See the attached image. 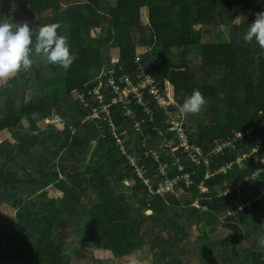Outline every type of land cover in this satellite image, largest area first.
I'll list each match as a JSON object with an SVG mask.
<instances>
[{
  "label": "trees",
  "instance_id": "trees-1",
  "mask_svg": "<svg viewBox=\"0 0 264 264\" xmlns=\"http://www.w3.org/2000/svg\"><path fill=\"white\" fill-rule=\"evenodd\" d=\"M20 7L41 17L43 25L59 23L58 33L68 37L76 59L67 71L38 61L28 72L0 82V133L10 136L0 143V207L5 189L17 188L20 200L13 217L0 212V264H73L64 251L66 232L86 250L106 251L116 259L147 247L163 264H186L187 241L196 230L200 264H264V247L258 244L264 235V194L236 218L225 217L243 198L264 191L262 171L240 193L225 194L263 167L264 148L227 174L217 173L264 145V52L243 38L256 14L264 12V0H0V20L16 23ZM235 14L241 23L232 22ZM113 51L119 58L118 82L128 76L136 84L141 70L151 74L162 90L170 86L171 109H179L194 89L201 91L206 104L189 114L185 126L204 154L250 131L211 157L210 178L205 179L207 168L197 169L182 149L172 156V133L147 93L145 106L135 99L128 105L136 119L124 116L122 104L112 105L108 118H89L100 106L89 93L107 79L101 71L113 67ZM103 89L111 103V92ZM144 109H152L153 116ZM53 111L63 119L61 128L45 123ZM136 121H144L140 131ZM110 123L126 149L141 156L155 187L188 173L190 188L181 182L174 194L150 195L120 155ZM152 152L166 175L159 174ZM202 182L208 193L200 194ZM51 190L55 197L48 196ZM197 198L199 208L192 205ZM241 237L247 245H241ZM92 264L105 263L97 258Z\"/></svg>",
  "mask_w": 264,
  "mask_h": 264
},
{
  "label": "built area",
  "instance_id": "built-area-1",
  "mask_svg": "<svg viewBox=\"0 0 264 264\" xmlns=\"http://www.w3.org/2000/svg\"><path fill=\"white\" fill-rule=\"evenodd\" d=\"M114 57V56H113ZM119 58H113V67H104L101 71V77H106L107 79L96 86L89 94L93 97V100L98 101L99 107L93 109V113L89 118L100 119V115H105L106 118L110 116L111 106L112 105H124V116L136 119L137 114L136 110L129 108L128 105L131 102V99H135L138 104L144 105V93L149 94L155 104L157 105L159 110H161L165 116V123L168 126V131L172 133V138L169 141L168 145L171 147L172 156L174 157L175 151L182 149L183 153L186 154L188 157L187 159L194 163L199 169L202 167H206L208 172L206 173L205 179H208L212 176L210 173V159L212 156L222 153L225 149H230L235 146V143L240 141L244 138V136L248 135L250 131L246 133H236L233 138L228 139L225 142H220L214 147L210 153L204 154L201 147L197 144L193 143L190 138V134L187 131L186 123H184V114L176 109H171L173 100L171 95V88L170 86H166L164 90H162L154 77L151 74L146 73L145 71L141 70L137 76L138 82L136 84L133 83L130 77L125 76L122 77L121 83L118 82L117 75H116V67H118ZM103 86H105L112 94L111 103H106L105 100L108 98L107 93H104ZM82 102H85L83 96L79 97ZM145 113L149 116H153L152 109H144ZM88 118V119H89ZM144 121H136V128L138 131L141 129V124ZM45 123L47 126L51 125H58L63 126V119L53 111L52 115H50L46 120ZM111 128L113 129V133L115 134V126L114 124L110 123ZM116 136V134H115ZM117 144L120 146V155L125 157L129 165L133 168L135 174L138 178L144 183L146 186V190L150 195H166V194H174L177 191V188L181 182H184L187 188H190L193 180L188 173H183L181 175H176L172 179L165 180L162 184L158 187L154 186V181L148 176L149 170L141 163V156L138 154L130 153L123 145L121 138L117 137ZM173 144H176L175 147H172ZM258 147L254 149L251 153H244L235 158L230 163L220 167L217 173L227 174L228 172L232 171L236 165H242L245 161L250 159L254 153L258 152L259 149L264 148ZM149 154H146L148 157ZM152 157L155 161L159 162V174L166 175V166L160 163V156L156 152H152ZM176 164H179L178 168L179 171H184L185 166L180 163V159L176 158ZM264 171V161L263 167L253 173L251 176H246L242 180H239L237 183L232 184L228 187L225 194H231V192L236 191L238 193L241 192V189L249 183L251 180H254L259 173ZM205 182V181H204ZM204 182L198 185V189L200 194H205L209 192L208 187L204 184ZM264 194V191L260 195L252 196L251 199L243 198V201L239 204V206L230 211L226 214L225 217L232 216L236 218L240 211H243L246 207L250 206L254 201L258 200L261 195ZM194 207L199 208V198H197L194 203L192 204ZM206 209V208H204Z\"/></svg>",
  "mask_w": 264,
  "mask_h": 264
},
{
  "label": "clouds",
  "instance_id": "clouds-1",
  "mask_svg": "<svg viewBox=\"0 0 264 264\" xmlns=\"http://www.w3.org/2000/svg\"><path fill=\"white\" fill-rule=\"evenodd\" d=\"M242 20L237 17L232 22L239 24ZM60 28L59 23H50L34 30L27 21L14 23L8 17L0 20V82L6 83L21 72H28L38 61L69 70L76 57L71 53L68 37L58 33ZM243 38L247 43L255 41L264 52V12L256 14ZM205 104L201 91L194 89L184 97L179 111L198 114ZM258 244L264 247V235Z\"/></svg>",
  "mask_w": 264,
  "mask_h": 264
},
{
  "label": "rangeland",
  "instance_id": "rangeland-1",
  "mask_svg": "<svg viewBox=\"0 0 264 264\" xmlns=\"http://www.w3.org/2000/svg\"><path fill=\"white\" fill-rule=\"evenodd\" d=\"M238 8H235L234 11L237 12ZM18 20L16 23H23L25 21L29 22L30 26H33L37 29L38 26L43 25V19L41 17H35L31 14L27 9L22 7L19 8V11L16 15ZM235 18L239 17V14L234 15ZM207 38H209L207 36ZM111 56L118 57V52L113 51ZM113 57V58H114ZM198 59V56H197ZM4 84H0V89L4 86ZM16 97H18V92H16ZM17 106L20 105V102H16ZM189 119V114H184V123ZM62 126H60L61 128ZM264 161V160H263ZM57 193L54 190L48 192L49 197H55ZM2 199L3 204L0 207V212L5 214L8 217H13L20 207L19 200V192L17 188L5 189L2 191ZM147 214H151V211L147 212ZM217 230L220 232L223 231L222 226L218 227ZM224 235H229L230 232H223ZM67 238L64 241V251L70 254L73 258V264H92L95 259L100 258L104 261L105 264H163L162 262L156 260L150 251L149 248H144L141 251L125 257L123 259H116L113 255L106 251H94L93 249L86 250L83 248V245L80 239H75L72 237L71 232H66ZM196 236L190 238L187 241V246L190 252L188 253V257H184V261L186 264H200V253L198 249L195 248V242L197 241V236L199 235V231H195ZM224 237L223 239H225ZM242 244L247 245V243L243 242V238L241 237ZM248 244H251V241H248ZM223 247H227V243H223Z\"/></svg>",
  "mask_w": 264,
  "mask_h": 264
},
{
  "label": "crops",
  "instance_id": "crops-1",
  "mask_svg": "<svg viewBox=\"0 0 264 264\" xmlns=\"http://www.w3.org/2000/svg\"><path fill=\"white\" fill-rule=\"evenodd\" d=\"M7 138H10V136L7 134V132H1L0 133V143L4 140H6Z\"/></svg>",
  "mask_w": 264,
  "mask_h": 264
}]
</instances>
